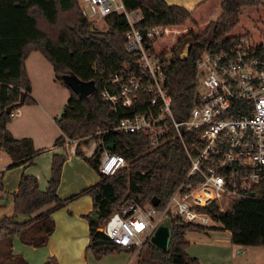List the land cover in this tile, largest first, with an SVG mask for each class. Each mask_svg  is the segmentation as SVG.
<instances>
[{"label": "trees", "instance_id": "16d2710c", "mask_svg": "<svg viewBox=\"0 0 264 264\" xmlns=\"http://www.w3.org/2000/svg\"><path fill=\"white\" fill-rule=\"evenodd\" d=\"M128 11L140 10L143 20L138 28L147 30L157 26H184L190 29L177 41L172 50L175 62L169 61L167 88L173 97L177 117L184 118L196 102L198 72L196 63L210 49L229 46L240 36L230 35L240 24L246 7L264 6V0H221L222 13L206 29H200L193 12L165 0H123ZM106 28L92 30L93 25L83 16L80 0H0V151L12 160L10 168L33 165L43 151H37L30 138L16 139L9 131L12 121L8 108L20 109L35 104L31 97L32 85L26 60L33 52H40L54 70L57 82L68 89L70 97L56 123L62 131L56 147H65L68 139H96L99 131L116 126L130 115L125 110H112L103 100L101 92L111 78L133 56L125 50V35L129 30L126 18L116 13L105 17ZM189 44L187 58L180 56ZM264 46V45H263ZM76 78L81 83H94L95 93L85 99L68 85L67 79ZM25 102L21 104L22 94ZM95 152L87 157L81 147L76 154L97 172L99 181L77 195L61 199L58 189L67 157L55 154L51 176L46 191L38 179L23 174L19 189L13 194L14 215L0 220V233L6 232V243L12 264H27L12 253V242L18 236L23 244L42 247L55 230L53 213L83 197H90L93 211L85 216L89 224L90 245L96 258L121 252L134 253L135 247L122 248L103 233V227L125 198L141 203L157 200L163 208L183 179L188 161L181 147H167L149 151L148 140L143 135L112 133L103 143L99 138ZM96 139V140H97ZM122 155L128 167L115 175L100 173L101 157L108 145ZM2 189V185L0 187ZM50 208L43 213L39 211ZM214 222L231 233V242L238 246L264 247V201L232 200L225 210L218 203L205 209ZM39 213V214H37ZM20 216L26 220L20 222ZM170 244L162 250L147 240L137 253L138 264H200L188 254L190 242L187 234L203 231L208 226L187 223L171 215ZM45 264H58L54 259Z\"/></svg>", "mask_w": 264, "mask_h": 264}, {"label": "built area", "instance_id": "2783aa9c", "mask_svg": "<svg viewBox=\"0 0 264 264\" xmlns=\"http://www.w3.org/2000/svg\"><path fill=\"white\" fill-rule=\"evenodd\" d=\"M80 7L97 27L105 25L110 14L124 16L129 25L125 50L134 58L101 92L112 110L130 115L99 131L100 142L112 133L143 135L149 151L178 146L189 164L163 208L157 207V200L141 203L125 198L103 233L122 248L135 247L137 253L171 215L211 226L214 221L205 209L213 204L264 201V44L240 36L225 48L205 51L196 63V102L187 116L179 118L167 88L172 55L167 58L158 51L159 42L174 34V27L138 28L142 11H128L123 0H81ZM19 113L20 109L13 110L11 119ZM70 145L80 147L78 141L68 139L65 147ZM127 167L122 155L106 148L101 174L112 176Z\"/></svg>", "mask_w": 264, "mask_h": 264}, {"label": "crops", "instance_id": "0c3cea01", "mask_svg": "<svg viewBox=\"0 0 264 264\" xmlns=\"http://www.w3.org/2000/svg\"><path fill=\"white\" fill-rule=\"evenodd\" d=\"M165 1L169 5L182 6L193 12L198 6H208L211 0ZM34 54L35 52L27 58L26 67L32 85L31 97L35 100V104L24 106L19 115L12 118L8 129L16 139L30 138L34 143V148L43 152L34 159L33 165L10 168L13 160L5 152L0 151V187L2 185V189H0V220L14 215L13 194L18 191L23 174L36 177L40 189L46 191L55 154H63L67 157L58 189L61 199L81 193L100 179L93 178L91 180V173L88 169L90 165L82 159V156L76 154V149H72L69 153V147L55 146L56 140L62 136L56 119L63 113L65 104L61 107L60 103L63 102V99L65 100L66 94L68 97V89L55 80L54 75H51L49 67L41 57ZM92 154L89 153L86 156L90 157ZM49 208L50 206H46L39 213L46 212ZM92 211L93 202L88 196L56 210L52 215L55 230L48 242L42 247H34L23 244L20 238L15 236L12 242L13 255L22 257L27 264H45L50 259H54L58 264H101L105 256L98 259L89 248L90 231L85 216ZM18 220L23 222L26 217L20 216ZM6 238V232L0 233V264H12L13 262L8 253L9 246L6 243ZM252 250L253 258L264 259V250H259L258 247H253ZM238 251L245 253V250H237V254ZM110 255L129 256L123 264L137 262L136 252ZM131 255L133 257H130Z\"/></svg>", "mask_w": 264, "mask_h": 264}, {"label": "rangeland", "instance_id": "374dc122", "mask_svg": "<svg viewBox=\"0 0 264 264\" xmlns=\"http://www.w3.org/2000/svg\"><path fill=\"white\" fill-rule=\"evenodd\" d=\"M220 2L221 0H211L209 5L212 9L208 8L209 5L198 6V8L194 9L193 16L197 20L200 29H206L210 23L219 18L222 13ZM91 24L94 29L101 31L106 28V24L98 25V27L93 23ZM190 29H192L191 23H187L184 26H175V33L170 34L166 39L159 42L158 51L163 52L167 58H170L172 50L176 46L179 38L185 35ZM230 35L246 36L257 43L264 44V6L244 8L240 24L235 27ZM34 55L41 57L44 63L49 67L51 75H54L51 63L48 62L40 52H35ZM69 97L70 94L68 91V97L66 94L65 100L63 99V102L60 103L61 107L64 104H67ZM22 108H20V110ZM95 138L97 139L98 136L96 135ZM96 139H90L87 146L83 143L86 139H76L81 148L85 146L82 149L83 155L86 156L89 153H93L95 150V142H98V139ZM68 147L70 148H68L69 153L72 149H75L72 145ZM82 159H84L83 156ZM88 169L91 173V180H93V178H99L97 172L91 166ZM221 206L225 210L229 209L230 201H224ZM162 225L171 226V219L166 218ZM187 240L190 242L188 254L191 257L197 258L200 264H264V259L256 257L253 258V247L238 246L233 244L231 242V233L224 229L221 224L216 222H214L211 226H208L203 231L189 232L187 234ZM258 249L264 250V247H258ZM237 250H245V253L237 254ZM128 257L129 256H116L108 254L105 255V259L103 258L101 264H123L124 260H127ZM130 257L133 256L131 255ZM134 264H137V262Z\"/></svg>", "mask_w": 264, "mask_h": 264}, {"label": "water", "instance_id": "95a60500", "mask_svg": "<svg viewBox=\"0 0 264 264\" xmlns=\"http://www.w3.org/2000/svg\"><path fill=\"white\" fill-rule=\"evenodd\" d=\"M94 30V28H92ZM190 45L186 44L180 53L182 59L187 58L188 50ZM170 61L173 63L175 62L174 58H171ZM68 85L79 95L80 99H85L88 96L92 95L96 91V87L94 83H81L76 78L72 77L67 79ZM26 95L23 93L21 97V104H24ZM7 112L10 114L12 112V108H8ZM107 149L114 152V145H108ZM170 237H171V228L167 225H161L154 235L151 237L150 241L152 244L157 246L162 250H166L170 244Z\"/></svg>", "mask_w": 264, "mask_h": 264}]
</instances>
